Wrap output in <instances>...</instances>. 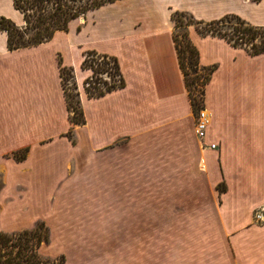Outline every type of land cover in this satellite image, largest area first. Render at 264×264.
I'll list each match as a JSON object with an SVG mask.
<instances>
[{
    "label": "crops",
    "instance_id": "0c3cea01",
    "mask_svg": "<svg viewBox=\"0 0 264 264\" xmlns=\"http://www.w3.org/2000/svg\"><path fill=\"white\" fill-rule=\"evenodd\" d=\"M196 21L264 15V0H114L71 19L37 45L8 50L0 31V232L53 226L63 207L92 181H136L143 154L166 182L184 183L166 200L165 235L142 238L157 224L137 222L133 238L88 231L107 224H62L54 245L61 264H264V51L249 55L222 38L187 31L200 67L213 65L203 86L209 116L206 146L191 127V108L172 40L170 15ZM0 16L23 25L12 0ZM114 57L123 85L85 94L83 54ZM71 68L83 123L71 125L59 68ZM24 150L14 159L13 152ZM101 168L103 175H97ZM226 188L215 194V186ZM96 227V228H94Z\"/></svg>",
    "mask_w": 264,
    "mask_h": 264
},
{
    "label": "trees",
    "instance_id": "16d2710c",
    "mask_svg": "<svg viewBox=\"0 0 264 264\" xmlns=\"http://www.w3.org/2000/svg\"><path fill=\"white\" fill-rule=\"evenodd\" d=\"M114 0H12V6L21 16L23 25L15 26L9 19L0 16V31L5 32L6 48L8 50L37 45L47 41L57 30H65L66 24L71 19L82 16L87 11L95 9L102 4ZM173 23L172 40L179 69L182 73L184 87L187 92L191 112L194 113L202 108L203 86L213 71L214 66L200 67L197 60V51L187 37V31L181 34L183 45H179L174 30L193 25L194 30L201 36L210 35L222 38L233 47H239L249 55L258 54L264 51V26H253L240 19L236 15H225L216 21L202 22L194 20L190 15L183 12H173L170 15ZM182 19L185 22L182 24ZM233 20V37L227 36L218 30V26L224 21ZM258 41L255 42V39ZM246 43H249L248 46ZM184 59L189 66H194L191 73H187ZM111 63V69L116 74V79L106 82L105 80L91 81L87 77L83 81L85 94L88 97H98L105 92L119 88L123 85L118 72L114 57L97 54L93 51H86L80 64L81 69H92L93 74L105 73V67ZM196 67H198L197 72ZM59 78L63 96L68 113V122L71 125L83 123V116L76 99L77 92L73 80L71 68L60 67ZM196 85L199 89H196ZM24 150L13 152L16 160L24 157ZM49 242V229L42 220L25 229L0 232V264H61L63 258L49 259L40 255L38 249L41 245ZM41 249V248H40Z\"/></svg>",
    "mask_w": 264,
    "mask_h": 264
},
{
    "label": "rangeland",
    "instance_id": "374dc122",
    "mask_svg": "<svg viewBox=\"0 0 264 264\" xmlns=\"http://www.w3.org/2000/svg\"><path fill=\"white\" fill-rule=\"evenodd\" d=\"M248 18L256 22L264 21V15L257 13H253ZM181 21V25H183L185 19ZM233 26L234 21L227 20L218 26V30L221 33H225L227 36L233 37L230 34L232 33ZM189 29H194L193 25L187 26L185 29L179 27L174 30L179 45H183L181 34L184 30L188 31ZM257 41L258 38L255 39V42ZM248 44L249 43H246L247 46ZM184 62L187 73L190 74L194 66H189L186 59H184ZM104 67L106 68L105 73L102 74H93L92 69H96L94 65L91 66V69L88 68L90 71L88 77H92L91 81L105 80L109 82L116 79V74L111 69V63L109 62ZM198 69L199 68L196 67L197 72H202L198 71ZM196 89H199L198 85H196ZM198 110L192 113L190 117L192 130L193 118L196 116ZM200 141L199 148L201 150L210 149L209 146L204 145L205 136ZM143 156L144 157H141L140 161L141 165L138 167L139 173L136 176V181H133L131 177V180L127 178L125 183H118L117 180L103 182L101 179H99V181L95 180L88 182L85 184L88 189L86 191L79 190L76 197L70 200L71 204L61 209V214L57 217V224L53 226L48 220H43L49 229V242L39 247L38 251L40 255L49 259H58L62 257L57 251L59 248L52 246V244L54 243V235L57 232L56 229L62 224L67 223L89 224L94 226L102 223L107 224V230L88 231V234L91 235V237L102 234L104 237L111 240H116L121 237V231H119L117 227L118 223H125L127 225V230L124 233L127 237L131 238H133L135 232L132 230V227H130V229L128 228L130 225L132 226L134 223L140 222L143 226L147 224L148 228L149 223H152L157 224L155 230H142V238H147L153 233L157 238L163 237V235H165L163 226L167 222L166 200L173 192H178L184 183L166 182L160 179L162 177L158 176L159 174L156 175L159 167L154 166L155 161L148 156V154H143ZM97 175L99 178L102 177L103 172L101 168H99ZM225 188V183L218 184L214 188L215 194H219Z\"/></svg>",
    "mask_w": 264,
    "mask_h": 264
},
{
    "label": "built area",
    "instance_id": "2783aa9c",
    "mask_svg": "<svg viewBox=\"0 0 264 264\" xmlns=\"http://www.w3.org/2000/svg\"><path fill=\"white\" fill-rule=\"evenodd\" d=\"M193 120V133L195 137L200 141L205 134V129L208 124V115L202 108L198 110ZM209 147H213V145H210ZM252 219L256 223H261L264 221V205L259 206L253 210Z\"/></svg>",
    "mask_w": 264,
    "mask_h": 264
},
{
    "label": "bare ground",
    "instance_id": "6f19581e",
    "mask_svg": "<svg viewBox=\"0 0 264 264\" xmlns=\"http://www.w3.org/2000/svg\"><path fill=\"white\" fill-rule=\"evenodd\" d=\"M209 123H210V119H209V116H208V124H207V126H206L204 136H206V131H207V128H208V126H209ZM210 149H215V145H213V147H210Z\"/></svg>",
    "mask_w": 264,
    "mask_h": 264
}]
</instances>
